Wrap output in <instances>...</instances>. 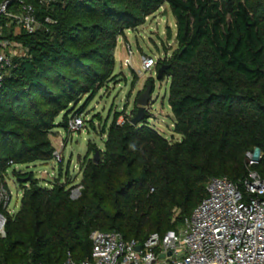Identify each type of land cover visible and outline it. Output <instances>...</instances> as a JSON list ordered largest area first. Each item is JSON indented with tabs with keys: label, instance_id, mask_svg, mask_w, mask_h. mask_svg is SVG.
I'll list each match as a JSON object with an SVG mask.
<instances>
[{
	"label": "trees",
	"instance_id": "obj_1",
	"mask_svg": "<svg viewBox=\"0 0 264 264\" xmlns=\"http://www.w3.org/2000/svg\"><path fill=\"white\" fill-rule=\"evenodd\" d=\"M23 1L34 5L39 30L15 35L0 18V39L27 49L0 86V174L8 190L10 174L23 188L15 215L0 206L7 216L0 264L85 261L95 230L140 242L163 237L198 207L211 178L227 177L243 192L252 170L264 180V0ZM164 4L176 20L178 48L157 69L168 66L163 78L171 80L181 139H168L149 119L133 125L135 108L122 123L117 113L104 124V148L88 143L78 199L70 196L76 178L65 174L64 162L47 186L21 171L54 160V129L68 131L70 118L84 110L72 111L73 104L93 99L113 77L117 38ZM89 122L94 128L95 119ZM255 149L260 160L249 166Z\"/></svg>",
	"mask_w": 264,
	"mask_h": 264
},
{
	"label": "built area",
	"instance_id": "obj_2",
	"mask_svg": "<svg viewBox=\"0 0 264 264\" xmlns=\"http://www.w3.org/2000/svg\"><path fill=\"white\" fill-rule=\"evenodd\" d=\"M0 18L6 19L7 28L20 32L34 33L42 26L34 5L23 0H1ZM5 26L0 25V35ZM13 43L24 47L9 38L0 39V86L13 64ZM126 63L131 64V56ZM158 64V59L142 58L146 71ZM84 127L83 114L68 122L70 134ZM259 151L248 153L249 166L259 162ZM63 160L62 153L56 150L53 161L59 165ZM82 189L80 181L71 189V198L78 199ZM206 191V197L178 230L163 237L151 234L145 242L125 240L116 231L95 230L90 236L91 258L78 262L70 256L62 264H264V180L252 170L243 192L227 177H213ZM10 202L11 194L0 174V206L8 210ZM6 224L7 216L0 213V238L6 236Z\"/></svg>",
	"mask_w": 264,
	"mask_h": 264
},
{
	"label": "rangeland",
	"instance_id": "obj_3",
	"mask_svg": "<svg viewBox=\"0 0 264 264\" xmlns=\"http://www.w3.org/2000/svg\"><path fill=\"white\" fill-rule=\"evenodd\" d=\"M49 2L51 0H48ZM19 32V29L14 30L15 35ZM176 35V20L166 4L148 16L145 23L126 29L117 38L114 51L115 69L111 80L105 83L93 99L89 101L87 96H83L72 106L74 112L84 108L86 127L72 134L64 127L58 126L54 129L51 139L56 150L63 155L65 174L68 170L71 177L76 178L75 185L82 179L80 164L87 154L88 143L93 142L98 148H104L106 139V135L103 134L104 124L107 123L109 127L117 113L122 114L118 119V122L122 123L126 115H131L133 110L138 108L136 100L146 91L148 85H153L152 100L147 110L149 124L168 139L173 141L181 139V136L174 132L175 121L169 104L171 80L167 77L158 80L157 66L147 71L142 67L144 56L158 59L159 62L170 59L178 48ZM11 51L14 57L27 54V49L20 44L13 43ZM129 56H131L130 65L126 63ZM63 115L57 119V123L62 122ZM93 118L95 119L94 128L89 122ZM21 167L23 172H34L43 185L54 182L59 175V165L54 161L38 162ZM5 183L11 194L7 211L15 215L21 205L23 188L12 174L5 176Z\"/></svg>",
	"mask_w": 264,
	"mask_h": 264
},
{
	"label": "water",
	"instance_id": "obj_4",
	"mask_svg": "<svg viewBox=\"0 0 264 264\" xmlns=\"http://www.w3.org/2000/svg\"><path fill=\"white\" fill-rule=\"evenodd\" d=\"M167 68H168V66H162L158 70V76H157L158 80H161L163 78V75H164ZM152 92H153V85H148L146 88V91L142 95H140L138 97V99L136 100V103L138 106V111H137L136 115L132 118V124L133 125H139L143 121L148 119L147 110H148V106L152 100ZM94 158H95L96 162L99 161L100 153L98 150H96ZM137 249L140 250L141 246H138Z\"/></svg>",
	"mask_w": 264,
	"mask_h": 264
},
{
	"label": "crops",
	"instance_id": "obj_5",
	"mask_svg": "<svg viewBox=\"0 0 264 264\" xmlns=\"http://www.w3.org/2000/svg\"><path fill=\"white\" fill-rule=\"evenodd\" d=\"M80 181H81V180H80ZM75 183H77V181H76Z\"/></svg>",
	"mask_w": 264,
	"mask_h": 264
}]
</instances>
